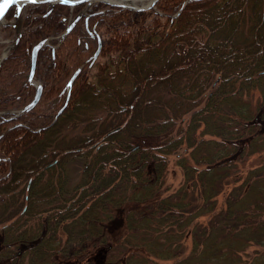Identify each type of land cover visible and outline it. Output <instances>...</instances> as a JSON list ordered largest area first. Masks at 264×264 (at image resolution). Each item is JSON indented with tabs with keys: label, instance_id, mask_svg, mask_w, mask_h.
<instances>
[{
	"label": "trees",
	"instance_id": "16d2710c",
	"mask_svg": "<svg viewBox=\"0 0 264 264\" xmlns=\"http://www.w3.org/2000/svg\"><path fill=\"white\" fill-rule=\"evenodd\" d=\"M156 3L91 14L88 28L107 34L105 59L75 76L54 120L33 112L43 87L33 108L0 121V264H264V159L223 208L215 198L237 161L264 150V0ZM66 7L26 6L0 61V102L15 84L28 88L19 65L28 75L31 46L60 32ZM79 27L89 33L79 19L63 41ZM44 56L56 67V48L44 46L37 69ZM183 144L182 181L162 195L167 155ZM251 242L262 250L245 260Z\"/></svg>",
	"mask_w": 264,
	"mask_h": 264
},
{
	"label": "rangeland",
	"instance_id": "374dc122",
	"mask_svg": "<svg viewBox=\"0 0 264 264\" xmlns=\"http://www.w3.org/2000/svg\"><path fill=\"white\" fill-rule=\"evenodd\" d=\"M145 2V0H143ZM136 4L141 3L139 0L135 1ZM82 6L74 7L73 9H70L69 7H66V13H63L62 17H66V21H64V24L67 23V20L71 19L80 9ZM103 8V7H101ZM105 8V7H104ZM26 9V7H25ZM108 9V8H106ZM155 11H159L157 8V3L152 8ZM180 8L177 10L179 11ZM135 11V10H133ZM65 12V11H64ZM71 12V13H70ZM177 12L172 13L171 15H175ZM28 12L26 10L23 11L22 14V20L25 15H27ZM61 17V18H62ZM22 20H21V27L20 30L22 32ZM10 23L18 24V21L10 20ZM93 24L90 22V31L95 26H91ZM64 30V25L59 30L60 32H54L51 30L45 37H47V40L50 44H54V49L56 48V67L58 69L49 68V58L47 59V56H44L41 60L40 67L35 71L34 79L37 82H40L42 86L44 87V94L43 97H41L40 101L38 102V105L34 108L33 112L34 114H50L51 116L54 115L53 120L55 119V113L56 109L60 106H62V99L59 98V93L63 91V84L67 81V79L70 78L73 71L78 67L82 66L81 68V76L82 77H88L90 78L96 71V63L99 61H103L105 59V56L100 55L97 60L93 63V65H89L86 63V59L89 58V55L94 51L96 48V40L95 38L89 35L87 31L83 27H79L76 32L68 36L65 41L59 42V35ZM97 32L100 35L101 43L102 41L105 43L107 39V34L104 32L105 29L102 26H97L96 28ZM17 35L16 28L13 27H5L3 25H0V60L3 59V54L5 56L14 49L16 44L14 43V39ZM44 52L49 53V50H44ZM24 71L17 72V74L14 76L16 80H18L19 76L23 77V82L28 83V88L21 90L18 88H15L19 85L15 84L14 91L8 92L7 94L3 95L1 97L2 100H5L4 102H0V121L3 119H7L11 113L19 108H21L25 103H27L30 98L33 95L34 92V86L30 84L27 79V70L23 68V64L19 65ZM21 71V69H20ZM11 90V89H8ZM13 90V89H12ZM21 92L24 94L21 95ZM21 95L22 98L17 99V96ZM24 96V97H23ZM25 113V112H24ZM58 115V114H57ZM30 115H28L29 117ZM32 115L29 117L31 118ZM8 120V119H7ZM20 122H25L23 120H20ZM18 122V120L14 121H6L2 125L3 128L12 125L13 123ZM160 139L154 140V142H159ZM153 142V141H152ZM186 151L185 145H181L179 148H177L176 151L173 153L167 155L168 164L167 169L165 172V183L168 185V190L164 192L162 195H166L169 192L175 190L180 182L182 181V170L181 168L175 163V159L177 157V154H184ZM264 159V150L261 152H255L254 154L247 155L242 157L239 161L236 162V164L231 168V173L229 176H227L223 180V185L219 193L216 195V209H220L224 207L225 204V198L230 193L231 188L235 185L241 182L242 178L245 176V173L247 170L256 164H258L260 161H263ZM69 175L71 178H76V170L74 167H70ZM26 183L25 181L20 182V186L24 185ZM18 186V187H20ZM208 216H203L200 218L202 221H206ZM32 222V219L28 221V223ZM118 226V228H117ZM119 222L115 224V229L118 231L123 232V229L121 227ZM60 227V226H59ZM118 232V233H121ZM58 234L61 235V239L64 241L67 233L65 230H62V228L58 229ZM186 249L184 252V255L189 251L190 249V237L185 236L183 239ZM262 247L255 242H251L246 249L242 252V258L245 260H249L254 252L261 251ZM161 264H167L170 263V260H158Z\"/></svg>",
	"mask_w": 264,
	"mask_h": 264
},
{
	"label": "water",
	"instance_id": "95a60500",
	"mask_svg": "<svg viewBox=\"0 0 264 264\" xmlns=\"http://www.w3.org/2000/svg\"><path fill=\"white\" fill-rule=\"evenodd\" d=\"M133 1L134 0H68L67 3H62L61 0H35L34 3H48L49 4V8L44 12V15L48 14V12L51 10V8L53 7L55 3H61V4L68 5L70 9H72L75 5L83 4L82 8L75 14V16L72 19H69L64 30L59 35V42H60L64 39L65 35L71 30V28L74 26L77 20L82 16V14L86 11V9L90 8L94 4L102 3L108 6H119V7L127 8L130 10H142V9H147V8H153L157 2V0H149L145 2L144 4H136V3H132ZM5 2L6 0H0V5H4ZM30 3H33L32 0H12L11 3H7V7L5 8L4 16L8 8L13 6L14 8L13 16H14L15 21H18L17 25H16V22L12 24L17 30L15 44L19 41V37L21 34L20 27H21V20H22V16H21L22 9L25 5L30 4ZM17 12H19V14H17ZM4 16L0 18V22L3 20ZM97 42H98L97 48L91 55L92 58H95L98 55V52L100 50L101 43H100L99 37H97ZM46 44H48V41H47V38L45 37V38L38 40L36 43H34L30 50V68H29V72L27 75V81L34 86V93H33L32 98L26 104H24L21 108H19L15 112L13 111L8 118H13L24 112H27L39 100L41 91H42V84L40 82H37L34 79L35 70H36V58H37L38 50ZM81 67L82 66L80 65L75 69V71L73 72V74L71 75V77L69 78L67 82L68 85H69V81L72 82L74 77L78 74ZM66 101H67V98L64 104L58 109L56 116L62 111L64 105L66 104Z\"/></svg>",
	"mask_w": 264,
	"mask_h": 264
},
{
	"label": "flooded vegetation",
	"instance_id": "af4514ba",
	"mask_svg": "<svg viewBox=\"0 0 264 264\" xmlns=\"http://www.w3.org/2000/svg\"><path fill=\"white\" fill-rule=\"evenodd\" d=\"M82 6V5H81ZM96 7V6H95ZM97 7H101V5H97ZM8 10H10V11H13V8H10V9H8ZM94 7L93 8H90V9H87L86 10V12H84V14L85 15H83V17H81L80 19H83L84 20V17L85 16H87L88 18H87V20H86V22H88L86 25H87V27L86 28H88V24H89V21H88V19H89V17L91 16V14L92 13H94ZM2 25L3 26H5V27H10L11 25L9 24V22H8V20L6 19L3 23H2ZM12 27V26H11ZM90 34H91V36H93L95 39H96V36H97V32L95 31V30H93V31H90ZM50 51L52 52V49H51V47H50ZM92 54V53H91ZM90 54V55H91ZM89 55V56H90ZM88 60V58L85 60V61H87Z\"/></svg>",
	"mask_w": 264,
	"mask_h": 264
},
{
	"label": "snow or ice",
	"instance_id": "6c2138e0",
	"mask_svg": "<svg viewBox=\"0 0 264 264\" xmlns=\"http://www.w3.org/2000/svg\"><path fill=\"white\" fill-rule=\"evenodd\" d=\"M12 0H6L4 5H0V18H2L4 16V11L5 8L7 7V3H11ZM32 2L34 3L35 0H32ZM62 3H67L68 0H61ZM17 14H19V12H17ZM69 87H71V81H69Z\"/></svg>",
	"mask_w": 264,
	"mask_h": 264
},
{
	"label": "bare ground",
	"instance_id": "6f19581e",
	"mask_svg": "<svg viewBox=\"0 0 264 264\" xmlns=\"http://www.w3.org/2000/svg\"><path fill=\"white\" fill-rule=\"evenodd\" d=\"M135 1L136 0H134L132 3H135ZM147 1H149V0H145V2H147ZM139 2H141V3H138V4H144L145 3L143 0H139Z\"/></svg>",
	"mask_w": 264,
	"mask_h": 264
}]
</instances>
